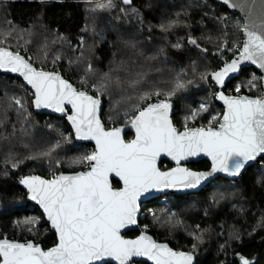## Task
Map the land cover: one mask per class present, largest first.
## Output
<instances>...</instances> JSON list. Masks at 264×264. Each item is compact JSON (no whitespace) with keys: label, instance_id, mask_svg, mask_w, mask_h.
I'll return each mask as SVG.
<instances>
[{"label":"trees","instance_id":"obj_1","mask_svg":"<svg viewBox=\"0 0 264 264\" xmlns=\"http://www.w3.org/2000/svg\"><path fill=\"white\" fill-rule=\"evenodd\" d=\"M107 3L0 0V45L100 97L107 126L127 123L149 101L173 91L176 126H208L214 113L218 119L212 126L218 125L223 107L210 94L217 91L211 73L239 52L243 19L213 0H132L128 5L112 0L111 7H97ZM139 74L142 82L130 86L141 79ZM178 82L184 87L177 89ZM229 89L260 96L261 74L245 68L226 84L225 92ZM157 90L160 96L140 99ZM32 98L20 78L0 73V238L32 239L48 248L56 243V234L43 213L26 201L20 181L31 173L51 177L83 169L87 163L77 161L93 148L75 140L64 117L35 112ZM201 104L207 111L199 110ZM132 136L125 133L126 139ZM170 166L161 163L163 169ZM190 166L201 170L210 163L200 160ZM149 207L156 214L140 218L141 228L175 249L193 252L196 264H243L242 258L264 264V158L237 179L218 177L168 204L149 200L143 209ZM33 219L36 223H25Z\"/></svg>","mask_w":264,"mask_h":264},{"label":"snow or ice","instance_id":"obj_2","mask_svg":"<svg viewBox=\"0 0 264 264\" xmlns=\"http://www.w3.org/2000/svg\"><path fill=\"white\" fill-rule=\"evenodd\" d=\"M123 2L128 4L131 0ZM111 6L112 0L97 5L99 8ZM244 31L247 39L239 58L211 74L221 86L225 77L237 72L243 61L264 69V36L249 31L247 25ZM190 42L196 43L195 40ZM0 69L23 76L35 89L37 108H53L63 113L66 112L65 105H70L73 114L68 120L72 122L76 136L94 140L96 144V151L77 161L87 163L88 171L74 175L61 173L51 180L37 176L21 180L31 199L43 207L48 221L58 233V243L43 250L32 242L0 239V264H111L112 261L130 264L134 257H147L154 264H193L191 252H175L146 235L135 240L121 235L123 229L137 223V201L152 189L195 188L215 172L237 176L249 161L264 154V95L232 97L221 92L219 99L227 110L217 127L212 126L218 119L213 116L206 128H186L178 132L169 119L172 106L168 98L175 94L173 91L167 93L165 99L137 110L130 119L135 138L125 141L122 128L106 130L98 118L100 99L78 91L58 73L37 70L18 52L3 47H0ZM139 75L141 79L132 81L130 86L142 82L143 74ZM183 87L179 82L176 85L177 89ZM152 95L160 96L161 92L145 93L140 99L148 100ZM14 103L21 105L19 99H14ZM199 110L207 111V107L201 104ZM196 115L197 112H193L191 118ZM201 153L212 160L209 173L184 167L162 172L157 167L162 154L170 156L179 165L181 160ZM113 178H118L122 186L114 188ZM242 260L243 264H250L247 259Z\"/></svg>","mask_w":264,"mask_h":264},{"label":"water","instance_id":"obj_3","mask_svg":"<svg viewBox=\"0 0 264 264\" xmlns=\"http://www.w3.org/2000/svg\"><path fill=\"white\" fill-rule=\"evenodd\" d=\"M213 1L217 2L220 5H223L224 7H226L230 11L237 13L243 19L244 25H243V29H242V34H243L242 44H241V48H240L239 52L236 55H234L231 59L227 60L219 69L213 71L212 73L217 72V71H220L225 66L226 63H231V61L233 59H238L239 58L240 52H241V50L243 48V45H244V43H245V41L247 39V36L245 34V31H244V26L245 25H247L249 31H254L257 34H259L261 36H264V0H227V2H226V0H213ZM122 2H123V0H122ZM131 2H132V0H131ZM128 4H130V3H128ZM128 4H126V5H128ZM233 5H235V7H233ZM0 47L6 48L8 51H11V52H14V53H17L18 52L29 63H31L32 66L35 67L37 70H43L45 72H55V73H58L64 80L68 81L78 91H85V92H87L88 95H91V96H94V97L99 98L101 103H100V106H99V109H98V118L100 119V121L103 124L104 128L106 130H110L113 127L122 128L123 131H122L121 135H122V137L124 138L125 141H130V140H132V139L135 138V130L130 127V121L127 122V123L118 124V125H112V126H107L103 122L101 116H102V111L104 109V101L100 97L94 95L93 93H91L89 90H87L85 88L76 86L69 79L65 78L59 71L53 70V69H43V68L37 67L29 58H27L24 54L20 53L19 51H15L12 48L7 47V46H3V45H0ZM245 68H254V69H256L261 74V77H262V95H264V69H261L258 66V64H253L250 61H243V62H241L240 63V66H239V70L237 72H235V73H229L228 76L225 77L223 86L217 84L215 82V80L212 79V75H211V80H212L213 84L217 88V91H216V94H215V100L223 107V112H222V115L220 117V121L222 120L223 114L225 113V111L227 110V108H226V105L224 104V102L219 99V93L223 92V94L225 96H232V97L249 96V97H252V98H257V97H260L261 96V95L260 96H254V95H250V94H246V93L227 94L225 92V86H226V84L228 82H230L232 79L239 77L241 75L243 69H245ZM0 73L8 74V75H11V76H15V77L20 78L23 81V83L33 93L32 104H33V108H34V111L35 112H38V113H46V114H50V115L64 117L66 119L67 123L70 125V127L72 129V132H73V135H74L75 140L78 143H84V144L91 145L92 148H93V151L92 152L96 151V144H95V141L94 140L80 139V138H78L76 136L75 129H74L73 125H72V122L68 120V116L73 114L72 111H71V106L70 105H67V104L65 105L66 112H63V113L62 112H57L53 108H43V107L37 108L35 106V89H33L32 86L27 83V81L23 78V76L20 73H13V72H10V71H6L4 69H0ZM163 99H165V98L155 99V100L149 101L147 104L156 103L158 100H163ZM168 102L172 106L171 109L169 110V119L171 120L172 125L177 129L178 132H183V131L186 130V128L187 129H194V128L202 127V126H191V127H185L183 129H180L173 122V113L175 111V102L171 98H168ZM217 126L218 125L213 126V127H217ZM203 127L206 128L207 126H203ZM128 131H131L133 133V136L130 139H126L125 138V133L128 132ZM262 158H264V154H261L260 156H257V158L255 160H253V161H249L248 164L245 165L244 169H242L241 172H240V174L237 175V176H231V175H229L228 173H225V172H215V173H212L211 175L207 176L206 179L202 180L200 182V184L197 185L195 188H160V189H152L149 192L144 193L143 195H141V197L137 201V203H138V211H137V214H136L137 223L135 225H131V226L123 229L121 231V235L124 236L125 239H129V240H135V239H138L141 235H146V236H150L152 238V240H154L157 244H166V245H168V247L171 248L175 252H185V253L191 252V251H186V250L175 249L167 241H159V240H156L151 233H149L148 231L143 230L141 228V226H140V223H139L140 213H141V210H142L141 203L142 202H147V201L152 200V199H155V198H158L159 196H161L163 194H169L170 193V194H174L176 196L177 195L179 196V195H185V194H191V193L199 192L208 183L214 181L218 177L230 178V179H237V178H239L241 176V174L243 173V171L247 167L252 166V165H255ZM200 160H206V161H208L210 163L209 168H207V169H201V170H196V169H193L190 166V164L192 162H197V161H200ZM163 161L169 162L171 164V166L168 167V168H165V169L161 168V163ZM157 167L162 172L170 171V170H172L173 168H176V167H184V168H187L188 170L194 171V172H205V173H209V172L212 171V160L207 155L201 153V154H199L197 156H189L187 159L181 160L180 163H179V165H177L176 161L173 160L170 156H166V155L162 154L161 157L157 161ZM88 170H89V168H88V165H87L83 169H79V170L74 171V172H60V173H57L55 176H58L61 173L64 174V175H74V174H76L78 172H84V171H88ZM30 176H37V177H40L41 179H44V180H51V179H53L55 177L54 176L52 178H48V177H45V176H42V175H39V174L31 173V174L25 175L24 177H22V179L23 178H26V177H30ZM113 180H116L119 185L118 186L115 185L113 183ZM112 185H113L114 188H119V187L122 186V182H119L118 178H113L112 179ZM20 186L24 190V192L26 193V201L28 203H30L31 205L37 207L43 213V215L45 216V219H46L47 223L50 226L51 231L56 234L57 241H56V243L54 245H52V246H50L48 248H44L40 243H38V242H36V241H34L32 239H30V240H19V239H12V238H7V239L10 240V241L19 242V243L32 242L34 245H38L43 250H48V249H50L52 247H55L57 245V243H58V233L51 226L50 221H48L47 216H46V214L44 212L43 207L37 201L31 199V195H30V192H29L28 188L24 184H22L21 181H20ZM129 231H136L137 232V235H135L133 237L126 236L125 234L127 232H129ZM4 238H6V237H4ZM4 238H0V239H4ZM191 253L193 254V264H196L197 257H196V255L193 252H191ZM136 261H144V262H147L149 264H154V261L149 260L147 257H134L133 260L130 262V264L132 262H136ZM111 264H118V262L112 261Z\"/></svg>","mask_w":264,"mask_h":264},{"label":"built area","instance_id":"obj_4","mask_svg":"<svg viewBox=\"0 0 264 264\" xmlns=\"http://www.w3.org/2000/svg\"><path fill=\"white\" fill-rule=\"evenodd\" d=\"M235 91L238 92L237 87L235 88ZM227 94H236V93H232V89H229ZM175 196L176 195L169 193V194H163V195L159 196L157 199L161 202H164V201H168V199H170V198H174ZM145 204H146V202L141 203L142 210L140 213V218H143L147 214L148 210L150 209V207L143 209L145 207Z\"/></svg>","mask_w":264,"mask_h":264},{"label":"rangeland","instance_id":"obj_5","mask_svg":"<svg viewBox=\"0 0 264 264\" xmlns=\"http://www.w3.org/2000/svg\"><path fill=\"white\" fill-rule=\"evenodd\" d=\"M236 87L239 88V85L237 84ZM210 94H211V96H215L216 92H214V90H213V91H211ZM169 98H170V97H169ZM171 99H172V98H171ZM215 115H216L215 113L212 114V117L215 116ZM129 121H130V120H129ZM129 121H128V122H129ZM110 126H112V125H110ZM55 175H56V174H55ZM55 175H53V176H51V177H48V178H52V177H54ZM164 202H165L166 204H168V201H164ZM166 206H167V205H166ZM167 207H168V206H167ZM147 213H148V214H151V215L156 214V213H155V210H154L152 207H150V209L148 210Z\"/></svg>","mask_w":264,"mask_h":264}]
</instances>
